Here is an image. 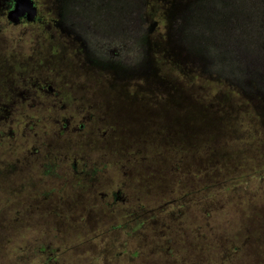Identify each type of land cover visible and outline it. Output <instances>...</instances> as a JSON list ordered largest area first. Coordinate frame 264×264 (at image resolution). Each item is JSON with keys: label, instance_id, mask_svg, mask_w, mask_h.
<instances>
[{"label": "rangeland", "instance_id": "obj_1", "mask_svg": "<svg viewBox=\"0 0 264 264\" xmlns=\"http://www.w3.org/2000/svg\"><path fill=\"white\" fill-rule=\"evenodd\" d=\"M220 1L226 6L222 10H216L208 0H194V18L202 13L214 18L213 30L220 38V46H212L217 59L209 64L193 56L194 67L189 61L187 69L184 64L170 75L191 99L179 93L181 97L170 98L174 104L185 107L191 102L198 108L205 104L218 113L208 119V124L217 126V132L200 124L206 134L201 141L194 134L198 132L194 131L197 109L192 114L189 108H181L176 123L169 117L170 112L175 114L171 103L166 107L169 114L160 118L169 129L141 120L130 129V125L124 128V123L119 124V118L108 110L113 107L109 98L105 102L102 97L87 96L93 108L77 114L73 109L79 102L63 94L60 87L56 88L60 96L43 109V120L49 126L42 125L40 135L33 138L29 127L25 128L28 121H17L29 109H19L22 99L17 88L23 92L30 86L13 76H22L20 66H24L33 77L43 73L55 88L57 83L48 68L41 66V60L45 65L50 57L46 48L54 46L56 40H51V30L43 33L36 25L9 24L0 14V100L18 109L9 119L5 115L12 128L0 137V264H45V260L49 264H264V175L259 172L264 171V78L259 77L260 72L264 76V42L259 41L264 36V0ZM201 3L209 6L210 12H197ZM39 4L44 10V1ZM184 10L181 15L188 13ZM247 13L249 22H234L235 15ZM256 25L260 34L257 41L252 37L243 42L253 50L236 45L245 62L256 65L248 66L251 75L247 76L251 78L245 84L233 86L229 69L237 66L229 68L222 63L230 60V42H234L230 34L237 31L242 37H250ZM177 47L183 56L194 55L187 45ZM35 62L43 71H33ZM122 63L131 68L137 64L131 60ZM216 63L221 65L219 72H225L222 82L213 74ZM124 72L129 74V70ZM235 76L239 77L237 70ZM123 89L125 93L127 87ZM5 94L4 99L1 95ZM36 109L33 106L24 114L32 117ZM233 111V118L224 121L221 115ZM71 115L76 117V125L61 132L54 121ZM83 123L85 127L80 129ZM36 141L44 144L38 162L32 154ZM196 141L205 143L206 153L202 148L194 153L191 145ZM144 155L158 160H145ZM21 158L26 160L19 161ZM81 172H93L84 187L78 184ZM76 196L86 201L78 203ZM16 210H20L21 220L13 224ZM140 223L142 226L137 227ZM72 236L75 238L67 240ZM48 245L50 249L57 247L58 252L38 253Z\"/></svg>", "mask_w": 264, "mask_h": 264}, {"label": "flooded vegetation", "instance_id": "obj_2", "mask_svg": "<svg viewBox=\"0 0 264 264\" xmlns=\"http://www.w3.org/2000/svg\"><path fill=\"white\" fill-rule=\"evenodd\" d=\"M16 1L0 0V14L7 17L9 24H15L16 26L36 25L43 33L51 30L52 35H50V38L56 40L54 46L46 48L50 57L49 60L46 59L45 65L41 60V66H46L52 73L53 79L57 83L55 88L52 80H47L46 77L43 78V73L33 77L30 70L24 66H20L24 72L22 76L19 74L17 77L13 76L19 78L23 85L28 84L30 86V88L23 89V92L20 91L21 88H17L22 99V106L19 109H24L25 106L29 107L26 111H30L33 106L37 109L33 112L32 117H28L27 114H24L26 111H23L17 117V121H28L25 128L29 127L33 138L40 135V131L43 129L42 125L49 126V122L43 120L45 119L43 109L51 107L50 102L53 98L60 96V93L56 90L57 87H60L63 94L72 96L74 101L79 102V106L75 110L72 107L77 114L86 113L88 109L93 108V105H88L89 98L87 96L102 97L105 102L109 98L108 103L113 102V107L108 108V110L113 111L116 117L119 118L121 121L119 124L124 123V128L130 125V129H135L133 124L137 120L152 124L158 122L161 123L160 127L162 129H169V125L163 123L160 118H166V107L172 103L170 98L181 97L179 93H182L186 95V99H190L171 80L170 75L171 71L179 70L184 64L186 68L189 61L192 63L191 66L194 67V62L181 56L177 46L194 43V32L203 37L209 35L202 27L194 29V0L188 1L187 4H184L183 0H32L36 8V14L29 18L27 13L20 17L17 23H14L9 19V14L15 9ZM40 1H44V10L41 9ZM208 2L209 5L210 3L211 6L214 5L216 10L218 8L222 10L226 7L222 5L223 3L220 0H208ZM182 8L188 13L181 15ZM204 11L210 12L209 6L202 5V3L198 4L197 12ZM234 22L241 24L235 18ZM160 29L166 30L161 32ZM188 33H192V41L189 42ZM230 35H232L235 43L230 42L232 44L228 55L230 60L222 63L229 68L237 66L235 69H229L232 77H228L233 86H237L236 83L245 84L251 78L247 75L251 74L245 73L243 55L241 52L239 54L236 51H240L245 46L243 44L245 42L244 37L237 31ZM236 45L240 49H237ZM212 46L216 45L206 47L209 64H213V61L217 59V54L216 56L213 55ZM174 49L175 51H173ZM125 60L136 61L137 64L131 68L122 63ZM142 62L144 63L141 66L140 63ZM11 63L16 64L15 62ZM144 65L152 67L154 73H156L153 78L144 76L145 74L142 73V69L145 68ZM214 66L213 74L217 75L218 82H222V78H225V72H219L221 69L220 64L216 63ZM37 67L38 62H35L31 68L33 71H43V69L40 70ZM167 68H170V70L164 73ZM157 69L160 75L157 74ZM188 69L192 73V69L189 67ZM125 70H129V74L124 72ZM236 70L239 72V77L235 76ZM201 72L204 73L205 69ZM194 73L197 72L194 71ZM211 78L214 77L211 76ZM117 80L124 81V84H117ZM124 86L127 87L125 93L122 92ZM238 89L244 92L240 87ZM7 95L1 96L5 99ZM165 96H168V98ZM30 101H33L34 105ZM242 103H244V100H242ZM180 104L172 103V105H175V109H173L175 114L172 115L170 112L169 115L176 123H179L178 116L181 114V108H189L193 114L194 107H196L191 102H187L185 107H181ZM66 108V105L62 106V110ZM17 110L14 109V106L10 105L9 107L4 102L3 105H0V127H3L0 129L2 130L0 131V137H3L2 134L5 130L12 128V124L6 122L9 116L18 114ZM160 112L164 114L161 115ZM167 113L169 114V111ZM82 118L86 119V116ZM171 118L169 122H171ZM54 123L61 132H67L72 124L76 125L77 121L76 117L71 115L69 119L62 117ZM114 123L117 125V122ZM84 127V123L80 125V129ZM196 128L197 126H194V130ZM36 142L32 154L36 156L35 162H38L42 152L41 146L44 144L39 141ZM150 144L152 145V142ZM148 150H150L149 146ZM10 154L7 156H10ZM142 157L145 160L151 158L158 160L157 157L153 156L144 155ZM23 160L26 159L21 158L19 161ZM19 161L17 162L18 165L20 164ZM48 166L50 167V165ZM73 170L77 171L76 165H73ZM81 173H79L80 179H84L88 184L90 180L87 176H90V173L93 172ZM87 188H92V186L88 185ZM76 199L78 203L86 201L77 196ZM28 205L31 206V204Z\"/></svg>", "mask_w": 264, "mask_h": 264}, {"label": "water", "instance_id": "obj_3", "mask_svg": "<svg viewBox=\"0 0 264 264\" xmlns=\"http://www.w3.org/2000/svg\"><path fill=\"white\" fill-rule=\"evenodd\" d=\"M27 13L29 14V18L33 17L36 14V8L34 7V2L32 0H17L16 5H15V9L12 10L9 14V19L11 21H13L14 23H17L18 19H20V17H23ZM233 18H235L237 22H241V24L249 22V20H251L248 13L244 14V15H239V16L236 15ZM213 23H214V18L210 17L208 14H205V13H202L201 15L194 18V29L202 27L207 32H210V34L208 35V37H203L202 35L194 32V43H191L192 45L187 44V46H189L188 51L190 52V54H194V55L189 56L188 54H184V56H185L184 59L191 60L193 58V56L195 58H196V56H198L202 60H204L206 62L208 61L207 48L210 47V45L220 46V38L216 35V33H214ZM220 24H223V23H220ZM227 31L230 34V30L227 29ZM189 41H192V33H188V42ZM261 47L264 48V44L261 45ZM243 48L249 49L248 46H245ZM179 50L178 51L181 54V52H183V51L180 48H179ZM173 51H175V49ZM181 56H183V54H181ZM243 59H244V56H243ZM244 62H245V59H244ZM255 65H256L255 63L245 62V73L250 74L247 71V70H249L248 66L255 67ZM142 73H144L145 74L144 76H147L148 78H151V76H154L156 74V73H154V71L150 65H148V66L146 65L145 68L142 69ZM251 73H253V72H251ZM253 74H255V73H253ZM259 77H261L262 79L264 78V76H263V74H261V72L259 74ZM254 87H256L255 84H254ZM258 94L260 95L261 93L258 92ZM263 97H264V94H263ZM263 102H264V100H263ZM172 103H174V102H172Z\"/></svg>", "mask_w": 264, "mask_h": 264}, {"label": "trees", "instance_id": "obj_4", "mask_svg": "<svg viewBox=\"0 0 264 264\" xmlns=\"http://www.w3.org/2000/svg\"><path fill=\"white\" fill-rule=\"evenodd\" d=\"M259 27L256 25V28L254 29V32H253V34L250 36V37H244V39H245V41H249L250 39H252V37H253V41H257V39H258V37L260 36V34H258L257 33V29H258ZM259 41H261V42H264V36L262 37V39L261 40H259ZM248 44V43H247ZM249 45V44H248ZM250 45L248 46V48L250 49ZM255 47V46H254ZM263 48V47H262ZM251 49H252V47H251ZM253 50V49H252ZM255 50H256V48H255ZM262 51H263V55H264V48L262 49ZM202 104V103H201ZM196 105H198V104H196ZM203 105V104H202ZM199 106V108H201V109H199L198 107H194V109H197V111L195 112V115H194V126H196L197 125V128L194 130V131H198V132H195L194 134L197 136L196 138L197 139H199L200 141H201V139L202 138H204L205 136H206V134H204L203 133V130L202 129H204V127L203 126H201L200 124H202V123H205L206 124V127L209 129V130H211V131H213V132H217V130H218V128H217V126H215V125H213L212 123H211V125H209L208 124V119L210 118V117H212V115L213 116H215V114H218L217 112H214V111H211L209 108H208V106L207 105H205L204 104V107H202V106H200V105H198ZM209 109V110H208ZM201 110H202V112H203V114H201ZM165 114H166V112H165ZM220 115V114H219ZM235 115V112L233 111V112H230V113H223V115H221L222 117H223V120L224 121H228V119L231 117V118H233L232 116H234ZM263 117V116H262ZM120 127V126H119ZM262 128L264 129V120H263V122H262ZM207 129V130H208ZM206 133H208V132H206ZM193 134V135H194ZM222 135V132L220 133V134H218L217 136H215V138H217V137H220ZM192 138H194V137H191V139ZM193 148H194V153H196V151L199 149V148H202V150H203V153H206V145H205V143L204 142H197L196 141V143L195 144H192L191 145ZM184 148L185 149H188L189 147L188 146H186V144H185V142H184ZM195 163V162H194ZM197 163V162H196ZM260 173H262L263 175H264V171H262V169H260V171H259ZM243 173V172H242ZM240 175L242 176V177H244V179L246 178V176L247 175H242L241 173H240ZM78 184H80L82 187L83 186H85L87 183L85 182V180L84 179H82V180H79L78 181ZM200 185V184H199ZM192 191V190H191ZM4 202V201H3ZM10 200H8V201H6V202H4V204L6 203L7 205H9L10 203ZM5 204V205H6ZM6 205V206H7ZM136 216H137V218L139 217V215L138 214H136ZM5 219H9L10 220V217H8V218H6L5 217ZM32 219V218H31ZM20 220H21V218H20V210H16V213H15V216L13 217V220H11V221H13L12 223L13 224H16V223H19L20 222ZM34 220H38V221H40L39 219H37V217H35L34 216ZM140 221V220H139ZM48 224H49V222H47ZM144 223V222H143ZM140 226H142V223H140V224H138V226L137 227H140ZM80 233H82V232H80ZM84 234V233H83ZM83 235H78V238H81ZM85 236V235H84ZM84 236H83V238H84ZM85 237H87V236H85ZM1 238V237H0ZM71 238H75V236H72V237H68L67 238V240H71ZM88 238V237H87ZM6 242V241H5ZM68 242V241H67ZM40 251L38 252V253H40L41 251H45L46 253L45 254H47V255H52L53 253L55 254L56 252H58V248L57 247H55L54 249H50L49 248V245L48 246H46V247H42L41 249H39ZM37 252V251H36ZM22 256H24V255H26V254H22V253H20ZM46 255V256H47ZM48 257H51V256H48ZM51 258H49V260H50ZM50 262V261H49ZM49 262L48 261H46L45 260V264H49Z\"/></svg>", "mask_w": 264, "mask_h": 264}, {"label": "bare ground", "instance_id": "obj_5", "mask_svg": "<svg viewBox=\"0 0 264 264\" xmlns=\"http://www.w3.org/2000/svg\"><path fill=\"white\" fill-rule=\"evenodd\" d=\"M168 114L166 113V116H167Z\"/></svg>", "mask_w": 264, "mask_h": 264}]
</instances>
